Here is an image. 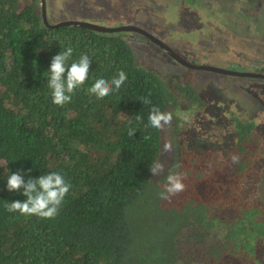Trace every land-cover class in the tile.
<instances>
[{
	"label": "trees",
	"instance_id": "obj_1",
	"mask_svg": "<svg viewBox=\"0 0 264 264\" xmlns=\"http://www.w3.org/2000/svg\"><path fill=\"white\" fill-rule=\"evenodd\" d=\"M40 2L0 0V264H264V201L257 193L245 196L262 161L242 145L253 136L263 147L255 121L245 123L248 139L226 156L207 146L197 153L185 148L193 155L186 188L173 206L164 205L159 193L167 175L151 181L150 165L162 153V131L148 121L151 108L177 109L192 141H202L204 121L191 110L207 115L208 100L187 84L172 88L149 64H136L134 34L49 26ZM45 12L59 23L48 0ZM67 47L73 49L69 65L87 54L91 66L85 84L61 107L53 103L48 70ZM121 70L127 80L119 90L103 99L88 94L96 79L111 81ZM130 127L139 128L135 136ZM52 171L72 185L55 218L6 210L7 203L27 199L8 190L11 173L27 181Z\"/></svg>",
	"mask_w": 264,
	"mask_h": 264
},
{
	"label": "rangeland",
	"instance_id": "obj_2",
	"mask_svg": "<svg viewBox=\"0 0 264 264\" xmlns=\"http://www.w3.org/2000/svg\"><path fill=\"white\" fill-rule=\"evenodd\" d=\"M190 1L48 0V3L51 18L55 20L54 17H60L59 22L72 19L92 20L104 27H113L119 22H124L137 28L148 29L169 44L178 55H184L188 59L247 72L264 69V0H192L196 9L189 5ZM180 4L191 18L206 14L211 20H208V24L212 22L219 28L211 31L212 27L204 28L198 20L189 19V16L178 21L180 10L175 7ZM177 25L182 29L174 30ZM184 30L187 32L184 33ZM136 38L137 40H133L136 64H149L160 72L172 88L178 82L187 84L189 90L191 88L194 93L196 91L203 99L208 100L207 103L203 102V110L207 115L199 109L191 110L192 114L204 121L202 141H192V129L190 126H181L177 109L168 110L173 114V120L171 125L161 130L162 153L158 159L165 165V169L159 176L152 173L151 181H157L169 171L186 173L193 165L190 164L193 155L187 154L185 148L191 151L194 149L197 153L207 146L220 150L225 156L231 151H236L234 149L237 148L239 139L247 138L245 123L250 120L260 127L257 134L263 147L260 148L256 144L257 138H249L248 150L262 157V161L259 158L256 174L249 178L251 184L245 196L249 198L257 193L264 201V78L219 74L190 68L183 63L176 64L170 60L171 56L164 49L166 53L157 45L152 46L147 39L139 35ZM172 46L179 48L174 49ZM145 50H151L153 56L145 54ZM231 113L242 119L243 123H233ZM167 141H171L173 145L170 152L164 151ZM185 142L188 143L184 145ZM182 146L184 148L181 150ZM247 154L245 153V157ZM177 163L181 167L174 169L173 165ZM254 163L255 160L248 167H252ZM174 198L172 196L170 199H163L162 203L173 206ZM260 254H263L261 259L264 262V247L259 249Z\"/></svg>",
	"mask_w": 264,
	"mask_h": 264
},
{
	"label": "clouds",
	"instance_id": "obj_3",
	"mask_svg": "<svg viewBox=\"0 0 264 264\" xmlns=\"http://www.w3.org/2000/svg\"><path fill=\"white\" fill-rule=\"evenodd\" d=\"M45 0H41V4ZM182 6V4L180 5ZM42 8V5H41ZM46 16V12H45ZM47 18V17H46ZM48 20V18H47ZM74 20V19H72ZM80 20V19H79ZM49 21V20H48ZM86 21V20H83ZM62 22V21H61ZM94 23L92 20L87 21ZM50 23V22H49ZM98 24V23H94ZM129 25L124 22H119L117 25L108 28H117L120 25ZM99 25V24H98ZM101 26V25H100ZM131 26V25H129ZM142 29V28H141ZM144 29V28H143ZM146 30V29H144ZM102 32V31H100ZM114 33H129L130 35L143 36L148 41L150 38L145 37L142 33L136 31H113ZM111 33V32H103ZM133 35V40H137ZM159 41L169 47L164 41L155 36ZM171 48V47H169ZM73 54L72 47H67L59 54L52 58L50 68L48 70V87L51 89L53 103L59 106H63L66 103H70L75 91L82 87L88 79L89 70L91 66V59L87 54L81 55L78 61L68 64L69 59ZM181 56V55H180ZM182 57V56H181ZM184 58V57H183ZM196 62L204 63L201 60ZM213 64V63H212ZM217 65V64H216ZM221 66V65H219ZM228 68V66H221ZM229 69V68H228ZM127 80V73L121 70L118 77H114L111 81L105 78L96 79L94 84L87 89L88 94L95 95L98 99H103L115 90H119L120 87ZM143 104H151L150 98H143ZM138 122L142 121V117L136 116ZM173 120V114L171 112L162 111L159 107L153 106L148 116V121L151 127L158 130L165 129L166 126L171 125ZM131 123V122H130ZM139 129L138 127H130L128 131L129 136H135V133ZM144 139H150L145 136ZM173 149L171 141H167L164 144V151L170 152ZM237 160L236 156H233V161ZM181 165L179 163L173 165L174 169H179ZM165 165L159 161H155L150 165V170L154 175L159 176L164 172ZM186 174L180 171H169L166 176V183L163 190L159 193L161 199H170L183 192L186 188L184 180ZM7 187L9 191L23 192V195L27 197L26 200H15L7 203L5 208L8 212H19L21 215L32 216L36 215L44 219L55 218L61 209V206L71 191L72 185L66 181L64 175L57 171H52L48 174L39 176L38 178H29L25 181L24 176L20 172L11 173L7 178Z\"/></svg>",
	"mask_w": 264,
	"mask_h": 264
},
{
	"label": "water",
	"instance_id": "obj_4",
	"mask_svg": "<svg viewBox=\"0 0 264 264\" xmlns=\"http://www.w3.org/2000/svg\"><path fill=\"white\" fill-rule=\"evenodd\" d=\"M41 5H42V18H44L45 23L49 26L78 25L81 27L91 28L93 30L102 31V32H113V31L127 30V31H136V32H140V33L145 34V35H149L146 33V31L144 29L137 28L134 26H129V25H122V24L117 28H108V27L100 26L98 24L83 21V20H65V21L59 22L58 24H51V23H49V21L47 20V18L45 16L44 1L42 2ZM148 38H150L151 40H153L157 44H159L161 46V48L164 49L172 58L174 57L178 62L183 63L184 65H186L190 68L208 70V71H212V72L219 73V74H228V75L241 76V77H254V78H257V77L260 78L261 77V78H264V74L228 69V68L216 65V64H205V63L188 61L187 59L178 55L173 49H171L168 46H166L165 44L161 43L159 41V39H157L156 37L153 38L151 35H149Z\"/></svg>",
	"mask_w": 264,
	"mask_h": 264
},
{
	"label": "flooded vegetation",
	"instance_id": "obj_5",
	"mask_svg": "<svg viewBox=\"0 0 264 264\" xmlns=\"http://www.w3.org/2000/svg\"><path fill=\"white\" fill-rule=\"evenodd\" d=\"M181 5V4H180ZM180 5H177L175 8H177L178 10H180V16L177 18V20L179 21V20H185V18H187L189 15H187V13H186V11L183 9V8H181L180 7ZM191 17L189 16V19H190ZM194 19L197 21H199L200 22V26H202V27H204V28H208L209 26H210V24H208V20H209V16L208 15H206L205 14V16H204V14H202V15H197L196 17H194ZM175 29H177V30H180V29H182V27L181 26H179V25H177V26H174V30ZM184 29H185V27H184ZM211 30H213V28L211 29ZM146 31V33L147 34H149V35H151L153 38H155V36H157V37H159L158 35H156V34H154V33H152V32H150L148 29L147 30H145ZM188 31H191V30H188ZM187 32V30H184V33H186ZM145 37H148L149 35H145V34H143ZM142 38H144V37H142ZM160 38V37H159ZM162 41H164L162 38H160ZM165 42V41H164ZM166 43V42H165ZM150 44L153 46L154 44L155 45H157L160 49H162L161 48V46L159 45V44H157L155 41H153V40H151L150 41ZM167 44V43H166ZM174 44H175V42H174ZM167 45H169V44H167ZM169 47H171V46H169ZM174 49L175 48H179L178 46H172ZM162 51H164L163 49H162ZM165 52V51H164ZM166 53V52H165ZM182 57L184 56V55H181ZM171 59H172V57H170ZM174 58V57H173ZM184 58L185 59H187L188 61H191V62H196V61H194L192 58H190V59H188V58H186V56H184ZM205 63V62H204ZM255 73H259V74H264V69H259V71H256ZM258 78V77H257ZM261 78V77H260ZM245 147H249V145H245Z\"/></svg>",
	"mask_w": 264,
	"mask_h": 264
}]
</instances>
